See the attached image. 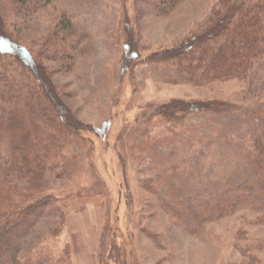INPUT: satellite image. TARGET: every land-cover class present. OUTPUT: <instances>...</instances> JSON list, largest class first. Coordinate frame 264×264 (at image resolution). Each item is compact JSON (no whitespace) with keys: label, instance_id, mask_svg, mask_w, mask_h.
Segmentation results:
<instances>
[{"label":"rangeland","instance_id":"rangeland-1","mask_svg":"<svg viewBox=\"0 0 264 264\" xmlns=\"http://www.w3.org/2000/svg\"><path fill=\"white\" fill-rule=\"evenodd\" d=\"M234 1L0 0L2 264H264V53L228 79L176 60Z\"/></svg>","mask_w":264,"mask_h":264},{"label":"trees","instance_id":"trees-1","mask_svg":"<svg viewBox=\"0 0 264 264\" xmlns=\"http://www.w3.org/2000/svg\"><path fill=\"white\" fill-rule=\"evenodd\" d=\"M17 1L25 2L26 8L35 7L41 2H50V0ZM177 1L172 0L173 3ZM181 47L182 51L177 53L178 59L176 60H178L179 67L184 69L189 77L194 80L202 81L204 78L228 79L246 75L253 61L264 53V0L231 2L223 10L213 14L210 25L203 33L191 36ZM9 49H11L10 39L7 38L3 42L0 39V51H9ZM2 77L0 72V82ZM4 91L6 93V90ZM1 95L3 93L0 92ZM188 104L173 101L171 107L187 109ZM255 142V159L259 166L258 172L261 173V180L264 182V140L263 143H259L257 140ZM24 162L29 164L26 157ZM1 187L3 186H0V191ZM11 188H13V184H11ZM22 198H27V195L25 194ZM50 201L51 199L46 198L45 201H37L35 205H24L17 214L11 215L15 217L20 214L19 217H21L23 211H31L32 208H45L48 205L52 208L53 202ZM0 215L1 219L2 214L0 213ZM3 233L0 230V240ZM0 244H2L1 241ZM13 250L9 263L19 264L18 259H16L15 248ZM31 257L37 264H51L56 259V254L53 250L42 249V251L37 252V255ZM0 264H2L1 261Z\"/></svg>","mask_w":264,"mask_h":264}]
</instances>
